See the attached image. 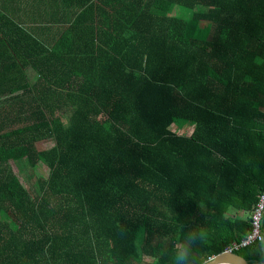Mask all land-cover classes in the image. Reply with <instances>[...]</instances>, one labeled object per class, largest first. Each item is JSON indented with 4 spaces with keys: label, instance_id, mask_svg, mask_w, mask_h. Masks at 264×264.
Wrapping results in <instances>:
<instances>
[{
    "label": "trees",
    "instance_id": "16d2710c",
    "mask_svg": "<svg viewBox=\"0 0 264 264\" xmlns=\"http://www.w3.org/2000/svg\"><path fill=\"white\" fill-rule=\"evenodd\" d=\"M81 1L49 45L0 11V264H201L264 191V0Z\"/></svg>",
    "mask_w": 264,
    "mask_h": 264
},
{
    "label": "crops",
    "instance_id": "0c3cea01",
    "mask_svg": "<svg viewBox=\"0 0 264 264\" xmlns=\"http://www.w3.org/2000/svg\"><path fill=\"white\" fill-rule=\"evenodd\" d=\"M80 0H0V11L18 22L43 44H56L67 37ZM89 22V21H88Z\"/></svg>",
    "mask_w": 264,
    "mask_h": 264
},
{
    "label": "built area",
    "instance_id": "2783aa9c",
    "mask_svg": "<svg viewBox=\"0 0 264 264\" xmlns=\"http://www.w3.org/2000/svg\"><path fill=\"white\" fill-rule=\"evenodd\" d=\"M264 210V191L261 193L256 206L254 207L252 217H250V222H252V230H250L241 241L237 243H232L225 251L233 253L236 250L252 245L256 242H261L256 240L255 237L262 235L261 231V215Z\"/></svg>",
    "mask_w": 264,
    "mask_h": 264
},
{
    "label": "rangeland",
    "instance_id": "374dc122",
    "mask_svg": "<svg viewBox=\"0 0 264 264\" xmlns=\"http://www.w3.org/2000/svg\"><path fill=\"white\" fill-rule=\"evenodd\" d=\"M186 13H187V12H186L185 10H183L182 13L179 11V16H180V17H185V16H186ZM173 131H174V132H177L179 135H182V134L189 135V134L191 133V131H192V128L189 127V126H186V127L183 128L182 130H178V129H176V128L174 127ZM42 145H43V146H49V145H51V143L49 144V141H47V142H44ZM42 145H40V146L42 147ZM13 168H14L15 172L17 173V175H18L20 181H21V182L24 184V186L26 187L27 185H26V182H25V181H26L25 178L27 177L28 169H27L26 167H24V168L21 170L22 172H19V171L16 169L15 166H13ZM26 169H27V170H26ZM29 170H30V169H29ZM30 172L33 173V174H35V175H37L38 177H45V175H46V173H47V170H46V168H45L44 166H42V165H38V166H36L35 168H33L32 170H30Z\"/></svg>",
    "mask_w": 264,
    "mask_h": 264
},
{
    "label": "water",
    "instance_id": "95a60500",
    "mask_svg": "<svg viewBox=\"0 0 264 264\" xmlns=\"http://www.w3.org/2000/svg\"><path fill=\"white\" fill-rule=\"evenodd\" d=\"M201 264H248L241 256L231 253L222 252L205 260Z\"/></svg>",
    "mask_w": 264,
    "mask_h": 264
},
{
    "label": "clouds",
    "instance_id": "9594fccd",
    "mask_svg": "<svg viewBox=\"0 0 264 264\" xmlns=\"http://www.w3.org/2000/svg\"><path fill=\"white\" fill-rule=\"evenodd\" d=\"M255 239L261 241L262 243H264V235L257 236V237H255ZM185 255H186V253H181L180 255H178L176 257V259L178 261H183V259L185 258Z\"/></svg>",
    "mask_w": 264,
    "mask_h": 264
}]
</instances>
